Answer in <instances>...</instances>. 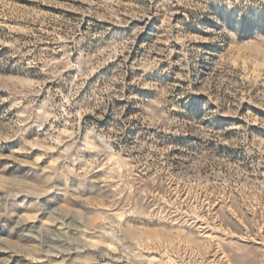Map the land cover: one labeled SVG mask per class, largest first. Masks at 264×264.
<instances>
[{"label":"rangeland","instance_id":"obj_1","mask_svg":"<svg viewBox=\"0 0 264 264\" xmlns=\"http://www.w3.org/2000/svg\"><path fill=\"white\" fill-rule=\"evenodd\" d=\"M0 264H264V0H0Z\"/></svg>","mask_w":264,"mask_h":264}]
</instances>
